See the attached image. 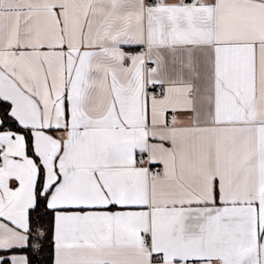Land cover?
Returning a JSON list of instances; mask_svg holds the SVG:
<instances>
[{
  "label": "snow or ice",
  "instance_id": "6c2138e0",
  "mask_svg": "<svg viewBox=\"0 0 264 264\" xmlns=\"http://www.w3.org/2000/svg\"><path fill=\"white\" fill-rule=\"evenodd\" d=\"M0 264H264V0H0Z\"/></svg>",
  "mask_w": 264,
  "mask_h": 264
}]
</instances>
